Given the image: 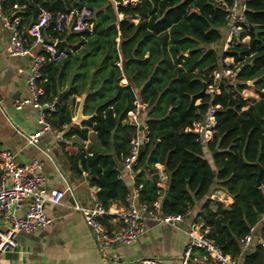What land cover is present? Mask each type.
I'll use <instances>...</instances> for the list:
<instances>
[{
    "label": "trees",
    "instance_id": "1",
    "mask_svg": "<svg viewBox=\"0 0 264 264\" xmlns=\"http://www.w3.org/2000/svg\"><path fill=\"white\" fill-rule=\"evenodd\" d=\"M123 1L4 4L5 14L31 25L41 10L53 15L82 8L93 12L91 31L58 34L53 23L41 30L45 38L68 44L67 58L46 61L38 80L45 100L53 103L68 83L48 121L64 140L82 143L94 134L92 143H97L88 152L76 150L74 143L61 144L71 175L81 178L84 173L106 210L117 202L125 204L132 186L118 179L117 165L136 134L127 119L138 102L148 132L135 166L138 203L149 208L159 203L162 213L183 216L216 185L232 202L215 203L214 210L210 201L203 206L208 237L241 264H264V0L245 1L248 29L241 38L248 37V43L222 54V59L233 60L236 85H221L218 95L200 92L214 85L212 73L221 57L210 46L221 41L220 29L227 24L226 9L233 0H138L134 6ZM123 78L128 85H120ZM248 82L257 92L256 102L240 95ZM85 93L83 115L89 119L75 125L70 98ZM210 105L219 109L215 133L205 145L188 129L202 120ZM157 164L167 175L166 189L158 186L159 177L151 171ZM253 227L257 237L243 250V239Z\"/></svg>",
    "mask_w": 264,
    "mask_h": 264
},
{
    "label": "built area",
    "instance_id": "2",
    "mask_svg": "<svg viewBox=\"0 0 264 264\" xmlns=\"http://www.w3.org/2000/svg\"><path fill=\"white\" fill-rule=\"evenodd\" d=\"M9 0H0V22L10 34L7 46L8 57H23L29 60L25 72V85L28 96L16 99L13 103L14 109L21 111L27 107L34 109L37 113V130L34 134L24 136L29 145L35 146L41 136L52 135L59 142H63L62 133L55 129L48 118L55 113L56 102L45 100L43 90L38 86L41 69L45 62L58 63L67 58L66 47L58 49L60 40H51L41 34V30L54 24L58 34L81 33L91 31L93 12L90 9H74L68 12L51 14L41 10L35 24L31 25L22 21L20 17L8 16L4 12V4ZM245 1L233 0L226 9V21L229 27L228 37L223 46V53L234 45L243 44L246 38L241 35L248 29L245 18ZM138 0H124L123 5L134 6ZM45 52L47 59L41 54ZM227 60L231 61L229 64ZM232 59H222L218 68L212 73L214 85L206 87L204 93L218 95L220 86H235L236 71L231 68ZM142 106L137 102L135 110L128 114L127 122L136 128V134L130 142L129 151L122 159L119 168L118 179L125 176L131 183V192L123 204L120 212L116 213L118 228L109 230L103 219L109 215L96 196L92 197L89 207H82L73 198L72 208L78 212L92 235L96 249L102 259V264L109 263L106 252L116 245L128 246L136 243L146 232L145 221L150 220L157 225H166L178 229V224L188 212L181 215H168L160 210L157 203L153 208L146 205H137L138 189L134 187L136 175L135 166L140 147L147 142L148 132L145 126V116L141 113ZM218 106L210 105L201 121L193 124L192 131L198 135L200 141L205 145L215 133V113ZM158 186L165 188L164 184ZM66 194L73 197L70 188L47 192L46 179L43 174V164L39 160H33L27 165L16 162L15 155L0 147V223L5 229L0 230V264H6L3 256L17 249L16 236L20 233L31 234L46 228L51 224V219L45 212L47 204L59 205ZM214 194V195H213ZM211 199H217L224 204L225 200L219 198L220 191L215 188ZM225 205V204H224ZM198 215L203 216L199 210ZM261 220H264V215ZM258 225V224H257ZM256 225V226H257ZM260 226V225H259ZM189 243L185 249L179 264H241L237 259L224 255L214 241L208 237L209 229L200 224H193L188 232ZM255 239V227L250 228L249 234L243 239L242 249L246 250ZM27 264V263H23ZM137 264H169L159 258H144Z\"/></svg>",
    "mask_w": 264,
    "mask_h": 264
},
{
    "label": "crops",
    "instance_id": "3",
    "mask_svg": "<svg viewBox=\"0 0 264 264\" xmlns=\"http://www.w3.org/2000/svg\"><path fill=\"white\" fill-rule=\"evenodd\" d=\"M136 22L137 19H135ZM228 31L229 27L226 24L224 28L220 29L221 41L210 46L212 50L219 52L221 58ZM9 39V32L0 22V147L11 151L15 155L16 162L20 165H27L33 160L41 161L47 192L63 191L70 188L73 197L66 194L59 205L47 204L45 212L51 219V224L31 234H18L16 236L17 249L5 254L3 261L6 264H102L92 235L85 226L81 215L72 208L73 198L80 206L89 207L92 204V197L96 196L97 188L89 186L88 178L84 173L81 178L71 175L69 163L61 145L62 143L70 145L74 143L76 150L88 152L89 149H95L97 146V143L96 146L92 143L94 134H91L90 139L82 143L74 138L70 141L59 142L52 135L41 136L35 146L27 143L24 136L32 135L37 130V113L30 107L18 111L14 109L13 103L16 99L28 96L25 85L26 73L18 70L27 69L29 60L23 57H8ZM64 42L67 48L68 44L66 41ZM247 43L248 41L244 45ZM118 66L121 67L119 63ZM74 72H71L70 77ZM120 85H128L127 80L123 78ZM67 89L68 83L60 91L63 97L66 95ZM84 95L86 96L87 93ZM82 96L70 98L69 102L70 109L74 113L73 124L75 125H80L75 121V115ZM256 97L255 102L258 100L257 95ZM56 104H59L57 99ZM117 168H120V164L117 165ZM151 171L159 177V183L164 184V189H166L167 175L164 167L157 164L151 168ZM150 177L151 175L148 174L147 178L150 179ZM124 178L128 181L126 176ZM215 188L216 185L213 186L205 199L194 204L178 224V229L157 225L146 220L147 232L136 243L128 246L116 245L106 252L109 263L137 264L144 258L156 257L169 264H179L189 243L186 232L193 224L203 222V216L198 215V211H203V206L207 201H210V209H215L217 202L210 198ZM218 190L220 191L219 198L222 197L226 205H229L228 203L232 202L231 198L223 190L219 188ZM136 204L139 205L138 201ZM122 208L123 204L118 202L109 207V215L103 219V224L109 230L118 228L116 213L120 212ZM4 229V224L0 223V230ZM255 236L257 237L256 232Z\"/></svg>",
    "mask_w": 264,
    "mask_h": 264
},
{
    "label": "water",
    "instance_id": "4",
    "mask_svg": "<svg viewBox=\"0 0 264 264\" xmlns=\"http://www.w3.org/2000/svg\"><path fill=\"white\" fill-rule=\"evenodd\" d=\"M65 45H66V43L64 41H60V42L57 43V48L60 49V50L64 49ZM250 83L252 84V82H250ZM204 91H205V88L202 89L200 94H203ZM62 97H63V94H60L59 97L57 98V103H60ZM85 97H86L85 95L82 96L81 102H80V104L78 106V109H77V112H76V115H75V121L78 124H81L83 121H86L87 119H89V117L83 115V104H84ZM260 175H261V171L258 173V176H257L258 179H257L256 186L258 188L260 187Z\"/></svg>",
    "mask_w": 264,
    "mask_h": 264
},
{
    "label": "rangeland",
    "instance_id": "5",
    "mask_svg": "<svg viewBox=\"0 0 264 264\" xmlns=\"http://www.w3.org/2000/svg\"><path fill=\"white\" fill-rule=\"evenodd\" d=\"M247 41H248V39H246ZM247 41H244L245 43L247 42ZM245 43H243V44H245ZM247 45V44H246ZM231 59V58H230ZM233 61V60H232ZM227 62H229V64H232L231 63V61H229V60H227ZM236 85V84H235ZM244 99H248L249 101H255V98H257L256 97V95H257V92H256V90L253 88V86H252V84L250 83V82H248V83H246V86H245V88L242 90V92H241V94H240ZM258 96V95H257ZM217 188V187H216ZM217 190H218V188H217ZM215 202H217V203H220V202H218L217 201V199H215L214 200ZM220 204H222V203H220ZM225 204V206H226V203H224ZM224 204H222V205H224Z\"/></svg>",
    "mask_w": 264,
    "mask_h": 264
},
{
    "label": "bare ground",
    "instance_id": "6",
    "mask_svg": "<svg viewBox=\"0 0 264 264\" xmlns=\"http://www.w3.org/2000/svg\"><path fill=\"white\" fill-rule=\"evenodd\" d=\"M228 204H230V203H228Z\"/></svg>",
    "mask_w": 264,
    "mask_h": 264
}]
</instances>
